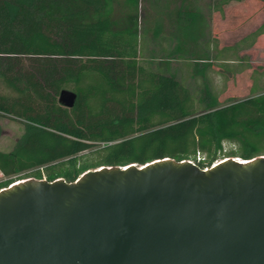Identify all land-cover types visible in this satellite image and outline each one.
<instances>
[{"label":"trees","instance_id":"trees-1","mask_svg":"<svg viewBox=\"0 0 264 264\" xmlns=\"http://www.w3.org/2000/svg\"><path fill=\"white\" fill-rule=\"evenodd\" d=\"M118 1L0 0V118L22 128L11 150H0V189L163 157L208 168L264 154V91L227 102L209 83L191 92L142 56L137 15L115 28ZM233 1L245 0H211L220 13ZM177 24L197 40L199 12L178 10ZM161 30L157 13L153 36ZM62 90L76 94L72 107L59 102Z\"/></svg>","mask_w":264,"mask_h":264},{"label":"water","instance_id":"water-1","mask_svg":"<svg viewBox=\"0 0 264 264\" xmlns=\"http://www.w3.org/2000/svg\"><path fill=\"white\" fill-rule=\"evenodd\" d=\"M0 264H264V154L15 180L0 189Z\"/></svg>","mask_w":264,"mask_h":264},{"label":"rangeland","instance_id":"rangeland-1","mask_svg":"<svg viewBox=\"0 0 264 264\" xmlns=\"http://www.w3.org/2000/svg\"><path fill=\"white\" fill-rule=\"evenodd\" d=\"M186 9L201 15L198 37L193 42L183 40L174 28L176 12ZM256 9L257 4L252 0L233 1L222 13L213 8L211 0H120L113 23L121 29L128 16L137 15L144 58L154 67H162L183 80L195 94L209 83L217 98L227 102L264 91V28L259 35L255 34L261 29L264 14L256 16ZM157 13H161L166 24L162 34L175 40L169 54L162 51L164 43L153 36ZM0 123L5 131L0 135V150L9 151L22 128L12 120L0 118Z\"/></svg>","mask_w":264,"mask_h":264},{"label":"crops","instance_id":"crops-1","mask_svg":"<svg viewBox=\"0 0 264 264\" xmlns=\"http://www.w3.org/2000/svg\"><path fill=\"white\" fill-rule=\"evenodd\" d=\"M252 1H254L256 4H257V9H256V16L258 15V13H263L264 14V12H261L260 10H259V6H260V3L257 1V0H252ZM198 12V11H197ZM164 21V22H163ZM175 23H174V28H175V31L176 32H179L180 33V31H179V29H178V24H177V12H176V17H175V21H174ZM163 23H164V25H163ZM165 20H163L162 19V30H161V35L157 38L158 40H160V41H162L163 43V45H162V51L164 52L165 50H171V48H173V46H174V44H175V40L172 38V37H170V36H168V35H164V34H162V31L163 30H165ZM200 26H201V15L199 14V29H200ZM263 28H264V22L261 24V29H258L256 32H255V34H258V33H260L262 30H263ZM153 29H154V25H153ZM260 31V32H259ZM181 34V33H180ZM259 35V34H258ZM182 36V35H181ZM182 38H183V40H186V39H184V37L182 36ZM188 41V40H187ZM165 53V52H164ZM254 70V69H253Z\"/></svg>","mask_w":264,"mask_h":264},{"label":"flooded vegetation","instance_id":"flooded-vegetation-1","mask_svg":"<svg viewBox=\"0 0 264 264\" xmlns=\"http://www.w3.org/2000/svg\"><path fill=\"white\" fill-rule=\"evenodd\" d=\"M3 119H5V120H11V119H9V118H3ZM0 126H1V135H3L4 133H5V131H4V127H3V125L0 123Z\"/></svg>","mask_w":264,"mask_h":264},{"label":"built area","instance_id":"built-area-1","mask_svg":"<svg viewBox=\"0 0 264 264\" xmlns=\"http://www.w3.org/2000/svg\"><path fill=\"white\" fill-rule=\"evenodd\" d=\"M199 158H200V157L198 156V157H197V160H199Z\"/></svg>","mask_w":264,"mask_h":264},{"label":"bare ground","instance_id":"bare-ground-1","mask_svg":"<svg viewBox=\"0 0 264 264\" xmlns=\"http://www.w3.org/2000/svg\"><path fill=\"white\" fill-rule=\"evenodd\" d=\"M16 183H18V182H15V184H16ZM13 184H14V183H13ZM13 184H12V185H13Z\"/></svg>","mask_w":264,"mask_h":264}]
</instances>
